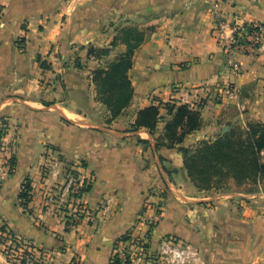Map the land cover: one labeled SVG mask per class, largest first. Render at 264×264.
<instances>
[{
  "label": "crops",
  "instance_id": "crops-1",
  "mask_svg": "<svg viewBox=\"0 0 264 264\" xmlns=\"http://www.w3.org/2000/svg\"><path fill=\"white\" fill-rule=\"evenodd\" d=\"M109 1L145 32L129 72L133 98L115 118L89 74L59 54L68 0H0V164L13 162L0 184V264H114L124 237L146 239L151 251L176 237L196 253L188 264H264L261 182L199 190L181 151L264 123V52L241 54L243 72L233 78L208 0ZM222 1L229 14L264 24V0ZM167 103L188 104L203 120L174 148L155 139L171 119ZM148 106L161 111L154 135L133 129ZM53 158L93 179L82 199L91 216L73 229L46 206ZM27 182L32 199L24 207ZM154 203L162 205L156 222Z\"/></svg>",
  "mask_w": 264,
  "mask_h": 264
},
{
  "label": "trees",
  "instance_id": "trees-1",
  "mask_svg": "<svg viewBox=\"0 0 264 264\" xmlns=\"http://www.w3.org/2000/svg\"><path fill=\"white\" fill-rule=\"evenodd\" d=\"M129 40L128 51L107 68L93 72L92 81L97 87L98 99L110 110L113 118L120 116L130 105L133 86L129 72L136 49L145 39V32L137 26L122 28L116 38ZM171 119L164 133L156 137L157 147L174 148L183 143L186 136L199 130L203 120L199 110L188 104L167 103L164 106ZM159 106H148L137 112L133 125L135 131L147 129L152 135L161 121ZM3 132L0 131V138ZM264 123H251L248 130L236 127L220 134L213 142H204L195 149L181 148L185 156V168L199 190H210L224 186L228 178L237 182H260L264 180ZM31 185L23 186L21 203L27 207L31 201ZM5 231V228H1ZM127 239V237H124ZM114 264H120L118 258ZM126 264H129L126 261Z\"/></svg>",
  "mask_w": 264,
  "mask_h": 264
},
{
  "label": "built area",
  "instance_id": "built-area-1",
  "mask_svg": "<svg viewBox=\"0 0 264 264\" xmlns=\"http://www.w3.org/2000/svg\"><path fill=\"white\" fill-rule=\"evenodd\" d=\"M209 12L213 17V34L219 48L225 55L230 73L238 78L243 72L239 56L257 57L264 52V24L248 21L242 14H229L222 0H208ZM1 13V7H0ZM234 91L239 92L236 83ZM82 166V164L80 165ZM13 169V162L0 164V184L2 175ZM48 178L54 183V190L46 196V206L64 216L68 228H75L80 222L91 216L82 199L93 183V179L76 168L65 166L61 159H51L46 169ZM159 217H154V222ZM7 232V230H5ZM123 255L118 256L120 264H188L196 253L192 247L173 237H165L158 249L151 251L146 239L128 237L120 241ZM114 256L113 262H115ZM32 258L27 264H33Z\"/></svg>",
  "mask_w": 264,
  "mask_h": 264
},
{
  "label": "rangeland",
  "instance_id": "rangeland-1",
  "mask_svg": "<svg viewBox=\"0 0 264 264\" xmlns=\"http://www.w3.org/2000/svg\"><path fill=\"white\" fill-rule=\"evenodd\" d=\"M68 5L69 11L63 16L61 22L63 33H60L57 39L59 54L68 64L77 68L79 73L85 76L89 74L90 81H92L94 71L107 68L112 62L127 53L129 45L127 37L115 39V36L120 29L129 28L130 24L134 23L132 26H137L135 21H132L135 18H130L125 14V11L115 10L109 0H68ZM138 23L140 24V22ZM137 28L141 30L139 25ZM91 85L97 92L96 85L93 82ZM220 131H222L221 128ZM260 182L259 184L264 187V180ZM247 184L252 186L257 183L237 182L233 178H228L224 182V186L228 189L235 186L246 189L248 188ZM154 204L156 205L154 216L160 218L162 211L159 208L162 205ZM0 242L6 243L2 238H0ZM115 256L116 259L118 256L124 258L123 248L120 249L118 243L115 247ZM189 260V263L195 262L193 257H190Z\"/></svg>",
  "mask_w": 264,
  "mask_h": 264
},
{
  "label": "water",
  "instance_id": "water-1",
  "mask_svg": "<svg viewBox=\"0 0 264 264\" xmlns=\"http://www.w3.org/2000/svg\"><path fill=\"white\" fill-rule=\"evenodd\" d=\"M227 130H228V127L225 128V131H227Z\"/></svg>",
  "mask_w": 264,
  "mask_h": 264
}]
</instances>
